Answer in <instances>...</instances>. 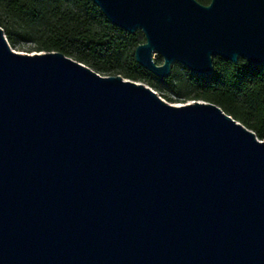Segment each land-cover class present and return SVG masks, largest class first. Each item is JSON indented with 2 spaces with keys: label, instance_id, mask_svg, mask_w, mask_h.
<instances>
[{
  "label": "water",
  "instance_id": "obj_1",
  "mask_svg": "<svg viewBox=\"0 0 264 264\" xmlns=\"http://www.w3.org/2000/svg\"><path fill=\"white\" fill-rule=\"evenodd\" d=\"M92 1L160 79L264 66V0ZM0 264H264V140L0 27Z\"/></svg>",
  "mask_w": 264,
  "mask_h": 264
},
{
  "label": "trees",
  "instance_id": "obj_2",
  "mask_svg": "<svg viewBox=\"0 0 264 264\" xmlns=\"http://www.w3.org/2000/svg\"><path fill=\"white\" fill-rule=\"evenodd\" d=\"M209 5L212 0H197ZM0 27L9 43L31 42L39 51L61 52L102 76H122L178 99L210 102L264 140V66L214 58V72L200 77L180 66L160 79L136 61L142 32L114 27L92 0H0ZM177 103L172 98H165Z\"/></svg>",
  "mask_w": 264,
  "mask_h": 264
},
{
  "label": "rangeland",
  "instance_id": "obj_3",
  "mask_svg": "<svg viewBox=\"0 0 264 264\" xmlns=\"http://www.w3.org/2000/svg\"><path fill=\"white\" fill-rule=\"evenodd\" d=\"M11 48L16 51L17 53H21V54H29V55H34L36 53H44V51H39L37 49V45L31 42H17L16 45L12 46L10 44ZM154 61L156 62L157 65L161 66L163 65L164 61L163 58L158 55L155 54L154 56ZM179 64H174L172 67V71L174 69H176L178 72H181ZM172 73V72H171ZM145 84V83H143ZM147 85V84H145ZM149 86V85H147ZM150 87V86H149ZM152 88V87H150ZM163 100H165L166 102L170 103L167 99L165 98H172L173 100H179L176 101L177 103H170L174 106H182V105H188V104H192L198 100H192V99H178V97H176L175 95H172L166 88H161V90L156 91L154 88H152ZM200 102H204V101H200Z\"/></svg>",
  "mask_w": 264,
  "mask_h": 264
}]
</instances>
